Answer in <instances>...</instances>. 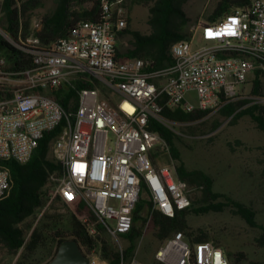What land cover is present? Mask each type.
<instances>
[{
  "label": "built area",
  "instance_id": "built-area-1",
  "mask_svg": "<svg viewBox=\"0 0 264 264\" xmlns=\"http://www.w3.org/2000/svg\"><path fill=\"white\" fill-rule=\"evenodd\" d=\"M124 2L102 0L100 20H79L49 44L37 36L43 24L35 18L27 44L17 46L32 59L20 78L3 71L0 59V83L11 87L0 99V200L12 187L2 162L25 164L39 140L59 127L49 150L60 167L51 178L56 187L30 232L57 199L70 206L80 198L96 218L81 220L89 234L101 224L120 252L143 196L151 204L143 230L154 212L173 218L192 203L193 188L178 179L170 147L151 124L174 131L165 109L214 113L236 101L255 73L264 79V0L198 22L189 39L172 45V63L163 68L148 58L116 56L117 38L128 25ZM59 93L67 96V109ZM84 254L89 264H108L96 249ZM154 257L157 264H230L220 246L192 243L182 232L165 239ZM120 264L142 263L134 255Z\"/></svg>",
  "mask_w": 264,
  "mask_h": 264
},
{
  "label": "trees",
  "instance_id": "trees-1",
  "mask_svg": "<svg viewBox=\"0 0 264 264\" xmlns=\"http://www.w3.org/2000/svg\"><path fill=\"white\" fill-rule=\"evenodd\" d=\"M188 1L190 0H149L148 33L141 34L138 31H131L130 48L121 52L117 47L116 56L119 59L148 58L154 61L156 68L170 65L172 59L169 52L172 45L189 39L191 35L189 31L191 18L184 9ZM87 2H92L93 6L85 8L84 4ZM101 2L102 0H55L54 10L41 17L43 27L37 36L44 44H49L66 37L75 22L79 20H100ZM250 2L251 0H215L213 10L207 16V22H215L226 14L247 7ZM34 5L35 0H26L21 4L17 0L2 1L3 18L0 28L14 43L31 35L29 11ZM124 33H128V30H124L119 36ZM0 59L5 62L3 71L14 73L13 78H20L19 73L32 67L31 56L18 49L1 34ZM262 83L261 76L255 73L250 96H262ZM10 95L11 87L0 83V99ZM66 97L62 96V93L57 94V101L67 109ZM218 113L223 118L229 119L231 125L248 117L256 129L264 135V104L251 99H243L226 103ZM209 114H211L210 111L194 110L186 113L182 110L165 109L162 115L167 121L181 125L200 122ZM150 129L157 131L170 147L176 162L178 179L185 181L189 186L201 187L203 195V202L192 201L190 208L177 211L173 218L166 217L160 212L153 213L154 235L158 242L162 244L172 234L182 232L190 238L192 243L213 241L220 246V241L216 236L202 229L194 230L189 224V218L191 215L219 213L230 208L231 212L239 216L247 225L260 230L255 242L264 250V227L256 221V214L252 208L234 201L225 194L215 192L213 180L209 175L199 170H189L177 146L180 137L174 131L159 123L151 124ZM58 132L59 127L46 133L39 140L36 149L25 164H19L13 160L2 162L10 171L12 187L9 195L0 200V250L5 249L10 254H16L24 247V253L16 264H44L53 258L62 242L72 239L77 242L83 252H85L84 249L87 251L96 249L108 264H120L121 258L130 262L135 255L137 241L143 233V224L147 220L145 215L151 207V204L144 198L138 201L133 212L131 231L121 236L128 242L122 252L105 237L100 236L101 233H105L101 224L95 225L96 235L89 234L81 219L89 216L95 222L96 218L80 198L67 206L70 217L69 235H65L64 228H61V223L57 222L56 218L46 216L47 220L32 230L29 242L25 244V232L31 229L32 225L31 223L26 226L23 224L29 219H35L47 204L54 191L49 183L53 176H58L60 171L59 164L49 157L51 141ZM223 251L230 264H239L246 259L242 252H231L224 249ZM47 256H49L48 259L41 262ZM152 264L157 263L154 261Z\"/></svg>",
  "mask_w": 264,
  "mask_h": 264
},
{
  "label": "rangeland",
  "instance_id": "rangeland-1",
  "mask_svg": "<svg viewBox=\"0 0 264 264\" xmlns=\"http://www.w3.org/2000/svg\"><path fill=\"white\" fill-rule=\"evenodd\" d=\"M2 1L0 0V24L3 18ZM17 1L21 4L26 0ZM214 3L215 0H190L184 5L185 12L191 18L189 31L198 22H207V16L213 10ZM149 4V0H125L128 33L117 38V46L121 52L130 48L131 31H138L141 34L148 33ZM92 6V2L84 4L85 8ZM54 8L55 0H35L34 7L29 11L30 34L33 32V20L42 19L43 15L51 13ZM0 34L16 47L27 44L26 39L29 38L27 36L25 39L21 38L18 43H14L2 32L1 28ZM262 82V96H250L252 88L250 79L240 89L239 98L236 101L251 99L264 104V79ZM194 97V93L189 94L192 102H195ZM173 130L180 137L177 146L185 166L189 170H199L209 175L213 180L215 192L225 194L234 201L252 208L256 214V221L264 227V135L256 129L254 123L248 117H244L237 124L231 125L229 119L223 118L217 111L197 123L174 124ZM49 185L55 190V182L51 181ZM190 187L193 188L192 201L203 202L201 187L195 185ZM142 198L146 199L145 196ZM40 212L35 219H29L23 225L31 223L32 229ZM46 216L56 218L57 222L61 223V228H64L65 235H69L70 217L65 204L57 199L40 217L35 227L44 220L46 221ZM84 218L89 223L94 222L89 216ZM189 224L194 230L202 229L216 236L222 249L245 254L246 259L239 264H264V250L255 242L260 230L247 225L239 216L234 215L230 208L219 213L191 215ZM145 225L143 224V228ZM31 229L25 232L26 243L29 242ZM100 236L105 237L116 248V240L107 232L101 233ZM119 241L123 247L128 245L125 239L120 238ZM160 246L161 243L156 239L153 223L150 221L147 228L143 230L142 237L137 241L135 261L152 264L155 260V252ZM24 250L23 247L18 253L10 254L5 249H1L0 264H16ZM84 250L87 253V250ZM48 257L41 262H45Z\"/></svg>",
  "mask_w": 264,
  "mask_h": 264
},
{
  "label": "water",
  "instance_id": "water-1",
  "mask_svg": "<svg viewBox=\"0 0 264 264\" xmlns=\"http://www.w3.org/2000/svg\"><path fill=\"white\" fill-rule=\"evenodd\" d=\"M89 257L84 254L76 241L72 239L62 242L51 260L45 264H89Z\"/></svg>",
  "mask_w": 264,
  "mask_h": 264
}]
</instances>
